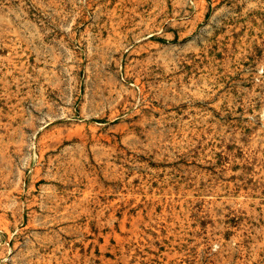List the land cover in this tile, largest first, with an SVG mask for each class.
Here are the masks:
<instances>
[{"label": "rangeland", "instance_id": "rangeland-1", "mask_svg": "<svg viewBox=\"0 0 264 264\" xmlns=\"http://www.w3.org/2000/svg\"><path fill=\"white\" fill-rule=\"evenodd\" d=\"M0 264H264V0H0Z\"/></svg>", "mask_w": 264, "mask_h": 264}]
</instances>
